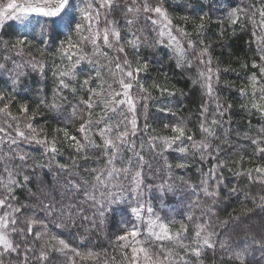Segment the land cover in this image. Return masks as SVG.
Segmentation results:
<instances>
[{
    "label": "trees",
    "instance_id": "1",
    "mask_svg": "<svg viewBox=\"0 0 264 264\" xmlns=\"http://www.w3.org/2000/svg\"><path fill=\"white\" fill-rule=\"evenodd\" d=\"M89 2L94 5L92 16L95 17L98 0H76L80 8ZM143 2L114 0L119 6L108 10L106 16L108 21L116 23L107 28L116 27L121 39L117 43L109 33L111 48L103 42L106 26L100 27L105 22L102 8H99V20L91 21L92 31L101 32L95 45L91 39H82L90 37L89 21L83 20L79 12L75 13L74 23L84 24L82 33H77L74 26L72 31L61 27L54 33L51 25H46L51 18L44 16L36 18L26 30L18 24L19 20H8L2 26L0 65L4 67L0 68V96L3 97L0 108L7 105V110L0 112V129H3L0 131V199H6V204L0 206V216L8 214L9 220H16V229L25 230L12 232L11 225L7 229L9 239L19 248L4 254V264H68L73 257L70 251L48 249V259H39L45 241L56 243L51 236L64 239L81 253L88 250L99 253V261L90 264H104L106 258L108 264H127L124 257L131 255V248H121L120 244L125 242L117 241L116 237L133 227L140 232L138 239L148 240L153 250H158L159 242L148 238V220L137 218L131 211L141 201L153 210L152 220L159 218L173 233L186 226L187 232L182 233L185 244H193L196 225H207V231L215 233L214 248H205L199 261L191 255L186 257L191 264H238L229 259V253L244 248L248 250L245 264H264V251L252 242L253 238L259 240L264 236V202L260 200L264 196V182H261L264 173L254 171L264 167V155L257 151L264 144L252 143L264 135V115L251 108L253 97L249 88L253 75L259 81L258 86L264 85V76L259 67H253V62L261 64V53L257 51L253 25L248 20L256 10L250 6L258 8L264 0H164L163 6L176 26L172 34L185 49L182 59L191 61L182 67H176V44L167 35L161 36V27L152 25L148 19L149 15L155 19L156 14L127 11V7L142 9ZM158 3L160 0H149L153 7ZM236 7L243 12L239 22L232 24L229 14ZM200 16L205 17L204 21ZM129 17L135 19H130L131 24L127 22ZM181 17L191 19L185 21ZM201 23L205 28L198 32L197 26ZM178 28H183L189 36L179 35ZM255 31L256 36L264 35V30ZM132 39L139 41L135 50L126 43ZM18 40L25 43L18 44ZM188 40L194 42V48L188 46ZM69 41L79 44V49H69ZM205 45L209 46L213 72L220 70L219 79L212 81L211 96L202 87L204 79L198 76L206 69L199 59ZM119 47H124V52L118 51ZM79 57L85 59L76 64ZM125 60L130 67L124 65ZM145 62L147 70L135 73V80L130 81L125 73L142 67ZM116 64H121L122 69H117ZM225 68L229 70L224 71ZM62 72L71 74L62 77ZM62 78L68 88L60 86ZM85 79L89 80L87 85L83 83ZM121 79L133 84L129 91L134 111L127 103L119 107L115 103L127 101L119 84ZM165 88L174 95L163 92ZM241 88L247 92L242 94ZM115 93L121 95L115 96ZM84 100H89L92 107L86 106ZM109 101H112L109 109L116 107L117 110H109L104 116V105ZM256 102H260L259 93ZM217 104L223 116L219 115ZM202 106L207 108L203 115ZM22 107L28 111H22ZM89 119L93 123L87 135L95 145L103 144L100 130L109 125L113 128V138L125 128L130 132L128 142L119 145L111 164L108 163L111 152L105 155L103 147L89 145L83 139L85 134L78 131ZM133 119L136 130L131 134ZM213 120L219 123L212 124ZM201 123L211 127L214 135L202 132ZM29 124L36 129V140L46 138L49 144L55 140L59 151L47 152L45 145L31 140L33 133L27 127ZM172 126L183 127L192 140L182 138L168 148L160 138L175 136ZM17 129L28 139L21 138ZM65 129L85 144L82 151L77 152L73 143L65 139ZM200 141L208 143L209 148L192 147ZM181 147L188 151L180 152ZM62 164L68 166L66 171H59L58 166ZM180 164L184 167L177 166ZM90 169L97 172L92 173ZM249 170H253L251 175L246 174ZM26 175L31 177V182L24 181ZM96 175H100L102 183L95 180ZM73 184H79L80 188L72 187ZM8 187L13 189L11 195ZM205 187L214 195H207L203 191ZM85 191L96 199H88ZM113 199L115 203L111 202ZM53 202L56 211L49 216L43 205ZM15 208L20 211L13 212ZM33 217L42 220L46 228L33 224V232L28 233L26 221ZM249 219L254 221L250 223ZM58 224L64 227H57ZM37 232H45L44 239L37 240ZM164 247L184 255L175 241L166 242ZM75 259L77 264H88Z\"/></svg>",
    "mask_w": 264,
    "mask_h": 264
},
{
    "label": "snow or ice",
    "instance_id": "2",
    "mask_svg": "<svg viewBox=\"0 0 264 264\" xmlns=\"http://www.w3.org/2000/svg\"><path fill=\"white\" fill-rule=\"evenodd\" d=\"M136 0H132V3L135 4ZM99 3V8H107L110 11L115 9V3L114 0H98ZM164 0H160V3H158L156 6H152L149 4V0H144L143 2V8L141 9L139 6L133 8V7H128V12H136L139 13L140 11H144L146 13H155L156 16L158 17L157 19H152L151 15L148 16V19L151 21L152 25H159L161 27L160 35L164 36L167 35L171 41H173L178 50V59H177V64L176 67H182L183 64H191V61L189 60H184L182 59L185 55V49L183 45L180 44V41L177 39V36L172 34L173 28L176 26L173 24V18L170 16L168 10L163 6ZM250 7L255 8L256 10L252 13L250 17H248V20L250 23L253 25V36L255 37V43L257 45V51L261 53L260 55V61L261 64L257 65L255 62H253V67H259L260 74L261 76H264V35L261 36H256V29H261L264 30V3L261 4L260 7H256L255 5H251ZM99 8L95 9V17L92 16V12L94 10V5L93 3L89 2L86 4L84 8H80L76 0H42V3H25V4H17L15 0H10V2L3 7H0V26H3L5 24V21L8 20H19V21H25L27 16L30 13H38L44 17L51 18L50 20L46 21V25L50 24L52 27L53 32L55 33L57 29L61 27H67L69 31L74 30L77 33H82L85 30V26L82 23H74L75 21V13L79 12L81 18L83 20L89 21L88 28L87 30L90 33V37H82L84 40H89L91 39L92 44H96V38H99L101 36L100 31L93 32L91 28V21L93 18H95L97 21L99 20ZM243 12V9H240L239 7L232 8L229 14L230 18V23L236 24L239 22L240 15ZM256 17H259L257 20ZM201 21H204L205 17L200 16L199 17ZM181 19L187 21L191 19V17H181ZM129 24L133 23V21L129 20L127 21ZM109 24H115V20L108 21ZM205 28V24L201 23L197 26V31L202 32L203 29ZM178 34L184 37H188L189 33H187L183 28H178L177 29ZM109 33H111L113 39L118 43L119 40L121 39L120 32L117 30L116 27L112 28H105L103 29V42L105 45H107L109 48L113 46V44L109 41ZM162 43V41H160ZM18 44H24V40H18ZM63 43V42H62ZM128 45L131 46L133 50H135L139 46V41L137 39H132L126 42ZM200 44L203 45V41H199ZM188 46L189 47H195V44L192 40H188ZM69 49H79V44H73L71 41H69L68 44ZM118 51L124 52V47H119ZM207 57V59H205ZM68 59L71 60L72 57L68 56ZM85 57H79L76 60V64H79L81 60H84ZM199 59L201 60V63L206 65L205 71H201L198 73V76L200 78H203L205 83L202 85V87H205L207 89L208 95L213 94V84L212 81L215 78L216 80L219 79L217 73L220 71L219 69H216V72H213V69L210 67L212 64V58L209 55V46L205 45L204 47L201 48L199 52ZM125 66H129V62L127 60L124 61ZM4 65H0V68H3ZM117 69H122L121 64H116ZM148 64L145 62L142 67H137L134 71H128L125 73V75L129 78V80H135V73H138L140 71L147 70ZM229 69L225 68L224 71H228ZM71 73L70 72H62L60 75L62 77H67ZM97 76H99V72L97 71ZM197 81H193V83H196ZM84 85H87L89 83L88 79L84 80ZM60 86L64 88H68L69 85L65 83L64 79L62 78L59 82ZM119 84L121 85L123 91V95L127 97V101L125 100H117L115 101L117 107L120 105L127 103L130 106V110L134 111L135 110V105L133 103L132 97L130 95V89L133 87V84L131 82L126 83L124 79H121L119 81ZM259 81L257 80L256 76L253 75L250 80H249V88L251 89V94L253 97V101L251 103V108L253 110L259 111L262 115H264V85H259ZM73 92L76 91L75 88L72 89ZM163 92H168V90L162 89ZM241 93L244 94L247 92V89L241 88L240 89ZM89 92L95 93L94 89H89ZM259 93V101L256 102V95ZM115 96L121 95V93H115ZM168 95H174L172 92H168ZM3 97L0 96V100H2ZM83 103L88 106L89 108L92 107L91 102L89 100H84ZM112 103V101L106 102L104 107V116H107L108 111L116 112L117 108L113 107L109 109L108 104ZM55 107V105H53ZM203 107V106H202ZM220 105L217 104V111L220 116H223V112L220 111ZM231 107V105H229ZM246 107V106H245ZM7 110V105H5L4 108H0V112H5ZM24 112H27L28 109L26 107H22L21 109ZM163 111V109H162ZM207 108L203 107V111L201 115H203V112H206ZM91 115V113H89ZM104 116H102L100 119L103 120ZM15 119V118H13ZM93 121L92 120H87L84 123L81 124L79 128V132L84 133L83 139L91 146L93 147H103L104 149V154L108 155L109 152H111V156L109 157L108 163L111 164L112 161L115 159V156L117 155L119 145L123 143L128 142V136L130 134L129 130L125 128L123 131H119L115 134L114 138L112 137L113 133V128L112 126H107L104 129L100 130V136L103 140L102 145H95L92 140L88 137L87 133L90 130V127L92 125ZM97 124L100 123V121H96ZM212 124H218L219 122L216 120H213L211 122ZM132 124V129H131V134L135 133L136 130V121L133 119L131 121ZM27 127L31 130L33 133L31 140H34L37 144H43L45 145V151L50 152V153H56L59 151V149L56 147V141L53 140L51 144H49V141L45 138L43 140H36L35 139V133L36 129L32 128V125L29 124ZM117 128L119 125L116 126ZM165 127H169L168 125H165ZM3 129H0L2 131ZM172 132L176 133L175 136L171 138L167 137H161L160 139L163 140L164 144L168 147L171 148L174 143L177 141L181 140L182 138H186L187 140L191 141L192 136H186L185 129L180 126H172L171 128ZM200 130L208 135H214V132L211 127L206 126L204 123L200 124ZM18 135L21 138L28 139L25 137V133L22 131H19L17 129ZM64 137L67 140H70L73 145L76 147V151L80 152L85 148V144L80 143L76 139L75 136H70L68 131L65 129L64 130ZM13 143H16L15 140L12 141ZM253 144H264V135H262L259 139L253 140ZM193 148H198V149H208L209 144L206 143L205 141H200V142H194L192 144ZM113 149H116L117 151H111ZM180 152L184 153L187 152L188 149L181 147L179 149ZM257 151L264 155V147H258ZM203 159V156L201 157ZM21 159H24L21 157ZM84 159H88L87 156L84 157ZM140 159H143L140 157ZM178 167H184L183 164L177 165ZM39 167H43V165H39ZM68 168L67 165H59L58 169L59 171H66ZM7 170V169H6ZM88 171H91L92 173H96L97 169H90ZM102 171V170H101ZM112 171H116V169H112ZM124 171H127V169H124ZM251 171L249 170L247 175H251ZM255 172L258 174L264 173V167H258L254 169ZM111 175V172L109 173ZM139 176V172L136 174ZM24 181L25 182H31V177L30 176H24ZM95 180L99 183H102L103 181L101 180L100 175L95 176ZM264 182V181H261ZM13 184L17 183L15 181L12 182ZM44 181L41 180L40 184L43 186ZM84 183H87V181H84ZM72 187L79 189L80 185L79 184H73L71 185ZM8 193L11 195L13 192V189L11 187L7 188ZM203 191L209 195L213 196V192H209L208 188L205 187ZM233 191H236V189H233ZM84 195L90 199V200H95V196L92 195L90 192L85 191ZM260 200L264 202V196L260 197ZM112 203H115L116 200L113 199L111 201ZM6 204V199H0V206H4ZM11 207V205H9ZM264 207V205H262ZM43 209L46 211L47 215H52L53 212L56 211V206L55 202L43 205ZM19 208L13 209V212H19ZM132 213H134L137 218L141 216V212L138 208H132L131 209ZM147 211L151 213L153 210L151 208H148ZM101 217H103V212L100 213ZM191 219V217H189ZM101 223H103V219L101 220ZM16 224L15 219H8V214H5V216H0V247H2L3 251L0 252V264H4L3 261V256L5 253H11V252H16L17 249L19 248V245H14V243L9 239V234L7 232V229L11 226L12 227V232H24V229H16L14 225ZM27 224V229L26 231L28 233L33 232L32 225L33 224H39L42 225L46 228V225H44L42 220H37L34 217L29 218L26 221ZM148 229H147V235L149 239H154V241L159 242V249L158 250H153L152 246L149 245L148 240H140L138 237L140 236V232L133 227L130 229L128 232H125L123 235H119L116 237L117 241L120 242H125L121 243L120 247L125 248V247H130L131 248V255L130 256H125L124 259L127 261V264H191V261L186 259L189 255L194 257L197 261L200 260L203 250L205 248H214V242H213V236L215 235L214 232H208L207 231V225L200 224L196 225V230H195V240L193 244H185L183 242L184 237L182 233L187 232V227L186 226H181V229L175 233H173L169 227L168 224H164L159 222V218L156 220H149L148 221ZM57 227H64L63 224H58ZM159 229V231H156V229ZM46 235L45 232H37L35 233V237L37 240L44 239V236ZM51 240L56 242L55 244H51L48 241H45L44 249H42L40 253L39 259L41 260H47L48 259V254L47 250L51 249L52 251H57L61 253H66L68 251L73 253V257L69 258L68 264H77V260L75 258H80L81 261L88 262L90 264L91 261H99V253H95L91 250H88L86 253H81L78 251L76 248H72L68 242H66L64 239H60L56 236H51ZM175 241L177 243V246L184 250V255H179L174 249L172 248H165L164 245L166 242H172ZM254 244L259 245V248L264 251V236H261L259 240L253 238L252 241ZM56 244L59 245V247H56ZM221 247H225L224 244L221 245ZM227 250V249H226ZM247 248L241 249V250H232L229 253V259L237 261L238 264H245L246 260V253H247ZM25 261L27 260V256H25ZM113 260L115 258H112ZM104 264H108V259L106 258L104 260Z\"/></svg>",
    "mask_w": 264,
    "mask_h": 264
},
{
    "label": "rangeland",
    "instance_id": "3",
    "mask_svg": "<svg viewBox=\"0 0 264 264\" xmlns=\"http://www.w3.org/2000/svg\"><path fill=\"white\" fill-rule=\"evenodd\" d=\"M10 2V0H0V7H3V6H6L8 3ZM15 2L17 4H25V3H32V4H36V3H42V0H15ZM116 7L119 6L118 3L115 4ZM104 10V20L105 22L102 23V25H100V27H103L104 26H108V27H111L113 26V24H108V19H107V11L109 9L107 8H102ZM128 9V7H127ZM128 11V10H127ZM146 13V12H145ZM170 14V13H169ZM132 16V15H130ZM171 16V15H170ZM38 17H42V15L38 14V13H30L27 18L25 19V21H18V24L23 27L24 30L26 29H29L31 27V24L33 23V21L38 18ZM154 18L157 19L158 17L156 15H154ZM129 20L132 19L133 21L135 20L134 17H129L128 18ZM6 22V21H5ZM2 26H0V30H1ZM132 81V80H131ZM134 81V80H133ZM146 197V196H145ZM138 209L140 210L141 212V216L139 217V219H142V218H146L148 221L149 220H152V215L147 211L148 207L146 206L145 202L141 201L140 202V205L138 207ZM145 210V211H144ZM254 219H249L248 222H253ZM259 259V258H258ZM261 259V258H260Z\"/></svg>",
    "mask_w": 264,
    "mask_h": 264
}]
</instances>
